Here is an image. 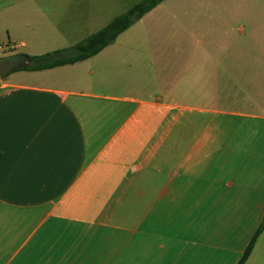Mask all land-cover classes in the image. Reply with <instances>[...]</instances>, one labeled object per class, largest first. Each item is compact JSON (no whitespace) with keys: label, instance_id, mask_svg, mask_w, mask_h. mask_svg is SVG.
I'll return each instance as SVG.
<instances>
[{"label":"crops","instance_id":"obj_1","mask_svg":"<svg viewBox=\"0 0 264 264\" xmlns=\"http://www.w3.org/2000/svg\"><path fill=\"white\" fill-rule=\"evenodd\" d=\"M223 7L161 0L86 58L0 75V264L236 262L264 207V51L224 44Z\"/></svg>","mask_w":264,"mask_h":264},{"label":"rangeland","instance_id":"obj_2","mask_svg":"<svg viewBox=\"0 0 264 264\" xmlns=\"http://www.w3.org/2000/svg\"><path fill=\"white\" fill-rule=\"evenodd\" d=\"M135 1L0 0V44L15 46L7 52H0V55H33L68 46L102 26ZM222 2L225 12L228 10V16H223V20L228 21L227 32H223L224 44L260 46L264 51V0ZM250 60L264 62V52L256 55V58L251 55ZM260 98L245 105L244 109L264 111V97Z\"/></svg>","mask_w":264,"mask_h":264},{"label":"trees","instance_id":"obj_3","mask_svg":"<svg viewBox=\"0 0 264 264\" xmlns=\"http://www.w3.org/2000/svg\"><path fill=\"white\" fill-rule=\"evenodd\" d=\"M161 0H137L123 11L112 16L107 22L96 30L86 34L80 40L61 48H56L50 51H46L40 54H33L31 56V62L26 66L18 67L16 69H42L59 65L63 63H69L76 60L86 58L104 45L111 42L116 35L127 28L131 23L138 19L143 13L151 9L154 5ZM1 73L0 75H3ZM264 225V207L261 220L254 229L246 245L244 246L240 256L234 264H243L247 255L249 254L254 240L257 234L261 231Z\"/></svg>","mask_w":264,"mask_h":264},{"label":"water","instance_id":"obj_4","mask_svg":"<svg viewBox=\"0 0 264 264\" xmlns=\"http://www.w3.org/2000/svg\"><path fill=\"white\" fill-rule=\"evenodd\" d=\"M31 62V56L26 53H9L0 55V73H6Z\"/></svg>","mask_w":264,"mask_h":264},{"label":"built area","instance_id":"obj_5","mask_svg":"<svg viewBox=\"0 0 264 264\" xmlns=\"http://www.w3.org/2000/svg\"><path fill=\"white\" fill-rule=\"evenodd\" d=\"M14 44H5V45H1L0 44V52L4 51L7 52L8 50H10V48H14Z\"/></svg>","mask_w":264,"mask_h":264}]
</instances>
